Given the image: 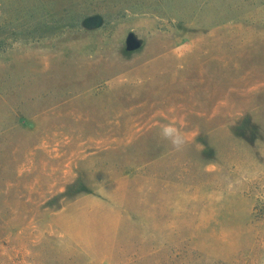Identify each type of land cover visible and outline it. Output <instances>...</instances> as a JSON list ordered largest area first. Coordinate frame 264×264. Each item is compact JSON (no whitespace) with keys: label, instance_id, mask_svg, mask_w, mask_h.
<instances>
[{"label":"rangeland","instance_id":"rangeland-1","mask_svg":"<svg viewBox=\"0 0 264 264\" xmlns=\"http://www.w3.org/2000/svg\"><path fill=\"white\" fill-rule=\"evenodd\" d=\"M0 264H264V0H0Z\"/></svg>","mask_w":264,"mask_h":264},{"label":"clouds","instance_id":"clouds-1","mask_svg":"<svg viewBox=\"0 0 264 264\" xmlns=\"http://www.w3.org/2000/svg\"><path fill=\"white\" fill-rule=\"evenodd\" d=\"M162 139L168 141L177 152L183 151L188 143L187 136L173 123L164 124L159 132Z\"/></svg>","mask_w":264,"mask_h":264}]
</instances>
